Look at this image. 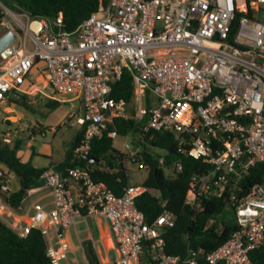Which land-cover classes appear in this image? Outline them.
Instances as JSON below:
<instances>
[{
  "label": "built area",
  "instance_id": "built-area-1",
  "mask_svg": "<svg viewBox=\"0 0 264 264\" xmlns=\"http://www.w3.org/2000/svg\"><path fill=\"white\" fill-rule=\"evenodd\" d=\"M23 14L27 24L16 17L25 28L23 39L0 52V111H13L4 106L12 91L79 100L80 110L69 113L68 123L86 128L72 153V161L80 162L90 156L95 138L119 135L117 117L129 118L135 110V118L145 121L143 132H174L181 154L209 165L193 176L187 203L199 209L203 197L227 193L238 228L210 252L192 246L184 256L172 254L165 231L176 216L165 210L149 221L136 203L146 185L130 184L117 195L80 164L67 171L48 166L43 183L15 207L12 172L0 163V219L22 237L40 230L52 264H255L251 252L264 246V184L243 196L241 182L264 163V0H109L73 32L63 29L62 16L51 24ZM28 33L34 50L27 46ZM126 68L135 85L131 101L111 94ZM34 71L41 73L38 79ZM38 81L42 85L33 89ZM138 138L142 132L126 144L131 155ZM44 190L52 206L34 200L25 219L24 201ZM90 217L109 222L113 257L100 256L96 239L95 258L71 255L66 235ZM215 221L210 218L207 226ZM81 249L87 253L85 243Z\"/></svg>",
  "mask_w": 264,
  "mask_h": 264
},
{
  "label": "trees",
  "instance_id": "trees-1",
  "mask_svg": "<svg viewBox=\"0 0 264 264\" xmlns=\"http://www.w3.org/2000/svg\"><path fill=\"white\" fill-rule=\"evenodd\" d=\"M8 8L26 13L32 20H47L51 24L62 16L63 29L73 32L80 23L92 12L97 11L100 4L107 5L109 0H1ZM6 17L4 8L0 5V24ZM135 85L133 75L125 69L123 77L112 84V96L116 99L131 101ZM27 94H21L20 99L9 98L12 103L24 104ZM61 102L48 99L47 105L57 107ZM129 118L117 117L114 126L118 134L132 133L135 139L139 132L134 149L135 155L119 151L113 143V138L108 135L95 138L91 154L80 162L72 161L74 148L79 144L86 128L81 127L74 139L65 150V158L53 165L57 169L67 171L68 168L80 164L89 170L95 180L102 181L117 195H122L125 189L132 184L127 161L148 165V176L143 182L149 190L136 199L137 206L149 221L154 220L159 214L168 210L176 216L175 225L165 231L167 250L176 255L184 256L190 247L204 248L210 252L224 243L238 228L237 221L229 219L223 213L227 208L234 210V204L229 194L221 196L203 197L202 206L194 208L187 203V193L195 174L206 171L209 165L199 159L186 156L178 151V138L174 132L149 131L143 132L144 120L135 118V110ZM111 125V128L114 127ZM44 130L43 127L41 128ZM22 140L17 139L14 145L0 140V163L15 173L20 179V188L11 196L12 205L17 207L23 201L27 191L41 185L42 173L48 166L38 167L33 163V156L38 152L33 146L32 157L22 160L18 155ZM154 148L165 150V162H160L162 154ZM181 162L183 168L178 170L176 164ZM167 171L170 173L168 174ZM257 184H264V163H257L251 172L243 179V196ZM8 197V196H7ZM9 198V197H8ZM235 211V210H234ZM210 218L216 221L207 226ZM219 227V229H217ZM89 257L95 258L94 248L88 244ZM255 264H264V246L251 252ZM0 264H52L47 255V243L44 235L38 229H33L27 236H20L5 221L0 219ZM201 264H207L205 259Z\"/></svg>",
  "mask_w": 264,
  "mask_h": 264
},
{
  "label": "rangeland",
  "instance_id": "rangeland-1",
  "mask_svg": "<svg viewBox=\"0 0 264 264\" xmlns=\"http://www.w3.org/2000/svg\"><path fill=\"white\" fill-rule=\"evenodd\" d=\"M0 5L6 12V17L0 24V37L10 29L16 28L23 39L25 28L17 21L16 17L20 18L24 24H27L28 16L22 12L12 10L6 5L4 7L1 3ZM31 26L33 28L35 27L33 24ZM26 43L29 49H35V44L29 33L26 37ZM40 74L38 71L33 72V75L37 79ZM41 83L38 81V84L33 89L41 86ZM47 91L50 92V89L48 88ZM47 101L48 99L42 93L35 92L27 95L26 99H24V104L7 101L4 106L11 105L14 107V111L11 113L0 111V140H5L9 136L11 141L8 143L11 145H14L17 139L22 140L18 155L24 161L32 157L33 146L36 147L38 154L33 156V163L38 167H44L62 159L66 148L74 139L79 129V126H72L68 123L69 113L73 111L79 112L80 110L81 102L79 100L61 102L55 108L49 107ZM42 127L44 129L43 131L41 129ZM133 138L132 133L127 135L119 134L114 137L113 143L119 151L129 154V149H127L126 144H132ZM154 149L162 155L166 153L163 149ZM126 165L129 169L132 184H141L145 181L148 176L147 169H140L137 164L131 163L130 161H127ZM167 173L169 174L170 172L167 171ZM10 186L13 190L20 188V179L13 172ZM223 215L234 221L237 218L235 211L230 207L225 210ZM93 229L95 231L94 225ZM112 254H114V251H112Z\"/></svg>",
  "mask_w": 264,
  "mask_h": 264
},
{
  "label": "crops",
  "instance_id": "crops-1",
  "mask_svg": "<svg viewBox=\"0 0 264 264\" xmlns=\"http://www.w3.org/2000/svg\"><path fill=\"white\" fill-rule=\"evenodd\" d=\"M35 27H37V26H35ZM10 30H12V29H10ZM9 31H7V32H9ZM17 34H18V39L16 41H14L13 43H20L22 40V37L20 36V34L19 33H17ZM19 94H21V93H19ZM12 103H14V102H12ZM12 110L14 111L13 106H12ZM80 128L81 127H79V129ZM64 158H65V154L63 155L62 159H60L59 161H55L53 163H50L47 166L53 165L54 163H57V162H60ZM34 200H39L42 203H45L48 208H50L52 206V203H51L52 195L47 190H44V191L38 193L37 195H35V196L24 201L25 210L22 211V214H23L25 219H29V217L33 211V210H31V208H30V210L27 211L26 207H28L32 203V201H34ZM81 224H85V225H81ZM93 225L95 226V231L93 229ZM66 239L70 242L72 249H73V251L71 252V255L74 257L76 254L77 258L80 261H83L88 254V252L86 253L85 251H83L81 249L82 244L85 243V246H87L88 244L91 245L92 239L97 240V251L99 252L100 256L103 259H108V258H111L115 255V251H114V249H112L113 238H112L111 227H110L109 222L103 218L90 217L88 223L80 220L77 223V225L72 226L69 229V231L66 235ZM112 251H114V254H112Z\"/></svg>",
  "mask_w": 264,
  "mask_h": 264
},
{
  "label": "water",
  "instance_id": "water-1",
  "mask_svg": "<svg viewBox=\"0 0 264 264\" xmlns=\"http://www.w3.org/2000/svg\"><path fill=\"white\" fill-rule=\"evenodd\" d=\"M0 3L4 7H6L1 1H0ZM17 39H18V34L13 30H10L9 32L4 34L2 37H0V52L3 49H5L6 47H8L9 45H11ZM9 95L11 98H14V99H20L21 98V94L14 92V91L10 92Z\"/></svg>",
  "mask_w": 264,
  "mask_h": 264
},
{
  "label": "bare ground",
  "instance_id": "bare-ground-1",
  "mask_svg": "<svg viewBox=\"0 0 264 264\" xmlns=\"http://www.w3.org/2000/svg\"><path fill=\"white\" fill-rule=\"evenodd\" d=\"M33 25H34V26H37V25H38V23L34 22V23H33ZM107 240H108V239H107ZM106 242H107V241H106ZM108 244H109V243H108Z\"/></svg>",
  "mask_w": 264,
  "mask_h": 264
}]
</instances>
